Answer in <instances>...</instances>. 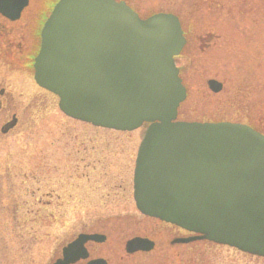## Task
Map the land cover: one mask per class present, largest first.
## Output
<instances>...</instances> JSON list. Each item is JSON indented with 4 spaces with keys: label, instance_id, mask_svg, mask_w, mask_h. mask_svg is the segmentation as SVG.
I'll return each instance as SVG.
<instances>
[{
    "label": "water",
    "instance_id": "95a60500",
    "mask_svg": "<svg viewBox=\"0 0 264 264\" xmlns=\"http://www.w3.org/2000/svg\"><path fill=\"white\" fill-rule=\"evenodd\" d=\"M183 44L171 13L142 19L123 1L59 0L42 27L34 79L74 119L117 130L149 123L133 171L141 213L264 257V135L237 123L175 120L185 88L173 56ZM207 85L221 89L214 79ZM150 247L127 242L128 250ZM63 255L57 264H67Z\"/></svg>",
    "mask_w": 264,
    "mask_h": 264
},
{
    "label": "flooded vegetation",
    "instance_id": "af4514ba",
    "mask_svg": "<svg viewBox=\"0 0 264 264\" xmlns=\"http://www.w3.org/2000/svg\"><path fill=\"white\" fill-rule=\"evenodd\" d=\"M57 1L0 0V143L37 120L42 111L40 101L43 95L52 100L56 98V104L58 102L55 94L36 83L33 66L41 44L43 23ZM116 1H124L140 18L156 13H171L178 18L184 44L174 56V61L186 89V97L178 106V119L237 123L264 134V101H257L256 112L250 115L251 94L247 89L251 78L258 80L257 85L264 88V0ZM184 60L186 64L183 66H211L217 74L196 68L190 76L181 65ZM223 71L232 76V82H235L227 98L230 112H214L206 116L208 120H201L200 114L196 118L189 117L191 115L186 117L187 113L183 114L182 111L189 98L186 82L199 78L205 82L211 97L220 99L218 95L225 86L218 73L222 74ZM210 79L221 83L219 91L209 89L207 81ZM239 82H245V97L238 95L236 83ZM255 90L253 87L252 93ZM240 102L242 105L236 106ZM233 109H237L236 115L232 113ZM132 200L135 213L98 216L90 226L82 225L54 246L48 264L63 261V254H67V264H89L94 261L122 264L133 262L134 257L150 254L172 256L174 259L180 254H201L196 250L201 244H213L199 238L197 233L140 213L133 194ZM79 235L89 237L76 241ZM134 238L147 239L151 242L150 249L128 250L127 242ZM68 246L64 253V248Z\"/></svg>",
    "mask_w": 264,
    "mask_h": 264
},
{
    "label": "rangeland",
    "instance_id": "374dc122",
    "mask_svg": "<svg viewBox=\"0 0 264 264\" xmlns=\"http://www.w3.org/2000/svg\"><path fill=\"white\" fill-rule=\"evenodd\" d=\"M196 68L183 66L190 76ZM198 69L217 74L211 66ZM218 74L225 86L220 99L211 97L201 79L186 82V117L200 114L208 120L214 112H230L227 98L235 82L224 71ZM257 81L248 83L250 115L257 101H264ZM236 85L245 97V82ZM40 103L37 120L0 143V264H48L54 246L82 225L90 226L98 216L135 213L132 172L145 126L130 131L98 127L65 116L56 98L43 95ZM196 250L201 254L174 259L150 254L122 264H264V257L226 245L203 243Z\"/></svg>",
    "mask_w": 264,
    "mask_h": 264
}]
</instances>
